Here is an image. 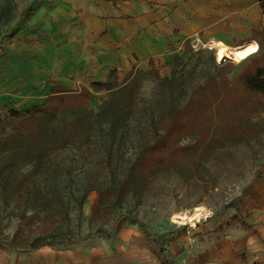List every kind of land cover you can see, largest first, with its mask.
<instances>
[{
  "label": "rangeland",
  "instance_id": "rangeland-1",
  "mask_svg": "<svg viewBox=\"0 0 264 264\" xmlns=\"http://www.w3.org/2000/svg\"><path fill=\"white\" fill-rule=\"evenodd\" d=\"M65 1L0 0V50L12 41L16 42L17 37L26 38L31 33L28 30L52 18L51 14L56 7ZM143 9L144 6L139 2L133 16L139 17ZM130 17L133 18L131 13ZM12 34L15 35L11 37ZM199 36L202 43L206 41L202 33ZM250 37L233 38L230 40L231 45H245ZM201 42L191 39L188 47L178 42L171 46V54L155 59V69L160 79L146 76L137 93L135 113L115 137L107 132L105 119H96L97 126L91 141L81 148L65 150L55 160L53 165L58 167L56 171L59 177L50 181L49 189L52 193L62 192L63 199L69 204V239L72 242L26 252L3 249L0 250V264H82L77 261L82 252L88 256L96 255L100 260L96 264H163V259L158 256L162 254L158 241L164 242L165 256L175 260V254L183 252L185 256L190 255L197 249L209 246L211 241L217 242V234L212 233L213 229L227 226L226 222L239 213L235 208L242 209L241 216H244L245 210L252 211L253 221L264 217V205L259 202L260 193L264 190V110L255 115L242 110L233 116L236 119L243 117L241 130L248 141L239 140L236 119L228 129H221L228 126L224 124L212 127L211 142L193 155L192 159L177 156V165L154 176L141 199L130 196L120 209L98 214L92 212V207L99 201L95 191H90L82 199L90 187L115 183L122 177L140 146L152 139L154 122L160 115V101L169 94L168 86L162 78L172 74L170 69L175 66L173 58L176 53L183 59V64L177 68L180 71L177 77H186L195 68L192 76L198 77L201 69L207 70L213 64L218 66L230 62L235 66L233 78L248 63L249 58L255 55L240 61L219 59L218 49L214 47L209 48L214 49L211 60L212 54L207 51L197 54L208 48L206 45L201 46ZM133 65L135 70L145 72L150 69L148 62L145 67ZM130 70L122 67L117 69L120 82ZM91 73L92 68L82 70L81 73L75 72L67 82H54L53 88L59 85L78 90L80 87H89L94 78L105 80L108 76ZM50 91L44 87L37 92V98L13 107L23 109L31 104H42ZM91 96V109L98 112L107 93H92ZM260 102L264 105L263 101ZM260 102L253 100L249 105L260 109ZM4 108L8 107L4 106L0 111ZM228 133L232 137L235 135L231 141L224 138ZM196 140L197 137L193 136L182 144L190 146ZM256 187L257 192L255 190L253 193L256 202L250 205L251 200L246 193ZM198 208L202 210V216L197 226L193 227L191 224ZM0 217L2 225H5L7 214L3 212ZM121 222L123 226L119 231ZM15 226L16 223H12L4 230L5 233L14 232Z\"/></svg>",
  "mask_w": 264,
  "mask_h": 264
},
{
  "label": "trees",
  "instance_id": "trees-1",
  "mask_svg": "<svg viewBox=\"0 0 264 264\" xmlns=\"http://www.w3.org/2000/svg\"><path fill=\"white\" fill-rule=\"evenodd\" d=\"M107 1L115 6L128 0ZM259 5L264 14V0H259ZM252 40H256L258 52L233 78L235 66L230 62L201 69L198 77L192 76L196 68L189 71V76L177 77L180 73L177 68L183 64V59L177 53L174 55L172 74L162 78L169 94L160 101V115L154 122L152 139L140 146L115 183L90 187L84 193L82 199L90 191L98 194L99 201L92 207L93 213L120 209L130 196L141 199L154 176L177 165V156L192 159L211 142L212 127L224 124L228 126L221 129H228L240 111L255 115L264 110L260 102L264 104V31H253ZM190 42L188 39L183 45L188 47ZM204 51L211 53L213 60L214 49L205 48L197 54ZM154 63L155 59L150 58V69L145 72L132 68L121 82L115 68L105 80L92 82L89 87L77 90L57 85L42 104L0 111V215L5 212L8 216L5 225L0 217V250L26 252L72 242L69 239V204L63 199L62 192L52 193L49 189L50 181L59 177L58 167L53 164L60 153L81 148L91 141L96 119H105L107 132L115 137L135 113L137 93L146 76L160 79ZM101 92H106L107 98L95 112L90 106L91 94ZM253 100L260 102V109L249 105ZM236 121L239 140L248 141L241 130L243 117L239 116ZM230 135L224 136L226 141L234 139L235 135ZM193 136L197 137L195 143L182 144ZM235 209L239 213L226 222L227 226L213 229L216 239L224 237L229 229L250 230L248 221L252 214L245 212L241 216L242 209ZM12 223H16L14 232L5 233ZM122 226L123 222L118 226L119 231ZM158 243L162 251L159 258L164 264H174V260L164 254V242Z\"/></svg>",
  "mask_w": 264,
  "mask_h": 264
},
{
  "label": "crops",
  "instance_id": "crops-1",
  "mask_svg": "<svg viewBox=\"0 0 264 264\" xmlns=\"http://www.w3.org/2000/svg\"><path fill=\"white\" fill-rule=\"evenodd\" d=\"M137 1L144 6L139 17L133 16L139 6L135 0L115 6L107 0H67L45 24L28 30L26 38L17 37L4 46L0 50V108L37 98L44 87L52 92L57 80L67 82L75 72L89 68L93 75L107 76L119 67H145L150 58L171 54V46L178 42H201L199 33L206 39L201 46L208 48L218 49L216 42L224 38L248 36L247 42L259 48L252 40L253 31H264L259 0ZM96 81L101 80L94 78L90 84ZM255 190L246 193L250 205L256 202ZM260 194L264 205V190ZM245 212L252 214L250 230L229 229L217 242L190 255L175 254L174 264H264V217L253 221L254 213ZM77 261L100 262L96 255L83 252Z\"/></svg>",
  "mask_w": 264,
  "mask_h": 264
},
{
  "label": "bare ground",
  "instance_id": "bare-ground-1",
  "mask_svg": "<svg viewBox=\"0 0 264 264\" xmlns=\"http://www.w3.org/2000/svg\"><path fill=\"white\" fill-rule=\"evenodd\" d=\"M216 46L218 47L217 55L219 59L230 58L231 60L234 61H240V60H245L249 56L258 52V47L253 42H247V44L242 45L240 47H234L231 45V41L228 38L218 40V42H216ZM196 210L197 213H195L193 220L194 222H192L191 224L193 225V227L197 226L196 223L200 221L202 216L201 213L202 210L200 208Z\"/></svg>",
  "mask_w": 264,
  "mask_h": 264
}]
</instances>
